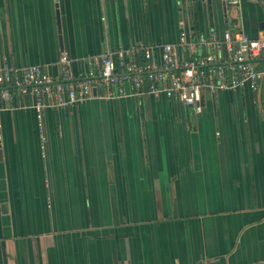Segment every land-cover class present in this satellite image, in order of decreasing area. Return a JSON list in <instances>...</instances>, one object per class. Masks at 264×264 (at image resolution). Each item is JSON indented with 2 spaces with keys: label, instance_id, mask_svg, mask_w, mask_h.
<instances>
[{
  "label": "crops",
  "instance_id": "0c3cea01",
  "mask_svg": "<svg viewBox=\"0 0 264 264\" xmlns=\"http://www.w3.org/2000/svg\"><path fill=\"white\" fill-rule=\"evenodd\" d=\"M192 1L0 0V69L59 78L65 55L76 77L104 52L215 33ZM223 13L218 34L264 31L258 0ZM33 101L15 92L0 110V264H264V82L204 93L199 114L93 98L45 110L42 128Z\"/></svg>",
  "mask_w": 264,
  "mask_h": 264
},
{
  "label": "built area",
  "instance_id": "2783aa9c",
  "mask_svg": "<svg viewBox=\"0 0 264 264\" xmlns=\"http://www.w3.org/2000/svg\"><path fill=\"white\" fill-rule=\"evenodd\" d=\"M239 0H225L235 7ZM131 59L104 52L97 73L76 77L70 61L60 56L61 76L52 77L42 66L23 69H0V110L14 99V93L33 97L38 127L42 128L43 112L64 110L97 98L113 100L143 95L164 96L202 111L204 93L232 92L246 88L258 91L264 82V31L251 40L241 31L189 36L180 31L175 44L162 43L132 49ZM256 62L263 65L258 69ZM44 137H42V141Z\"/></svg>",
  "mask_w": 264,
  "mask_h": 264
},
{
  "label": "water",
  "instance_id": "95a60500",
  "mask_svg": "<svg viewBox=\"0 0 264 264\" xmlns=\"http://www.w3.org/2000/svg\"><path fill=\"white\" fill-rule=\"evenodd\" d=\"M220 1L221 8L224 17V22L227 23V14H226V4L225 0H196L192 1L191 8L195 11L196 19H198V14H201V18L203 20L204 26L207 29H214L215 33L218 34V29L216 27V14H217V2ZM261 5V8L264 12V0H258ZM59 23V20H57ZM228 25H225L227 27ZM261 29L264 30V22L261 23ZM99 66H101V62H99ZM202 100V98H201Z\"/></svg>",
  "mask_w": 264,
  "mask_h": 264
}]
</instances>
